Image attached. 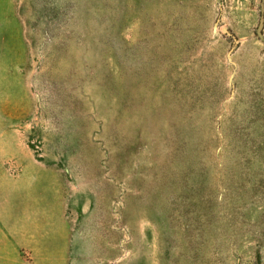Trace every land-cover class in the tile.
Instances as JSON below:
<instances>
[{
    "label": "rangeland",
    "instance_id": "rangeland-1",
    "mask_svg": "<svg viewBox=\"0 0 264 264\" xmlns=\"http://www.w3.org/2000/svg\"><path fill=\"white\" fill-rule=\"evenodd\" d=\"M0 238L264 264V0H0Z\"/></svg>",
    "mask_w": 264,
    "mask_h": 264
},
{
    "label": "crops",
    "instance_id": "crops-1",
    "mask_svg": "<svg viewBox=\"0 0 264 264\" xmlns=\"http://www.w3.org/2000/svg\"><path fill=\"white\" fill-rule=\"evenodd\" d=\"M2 240L3 239L0 238V264H14V261L8 260L6 246Z\"/></svg>",
    "mask_w": 264,
    "mask_h": 264
}]
</instances>
